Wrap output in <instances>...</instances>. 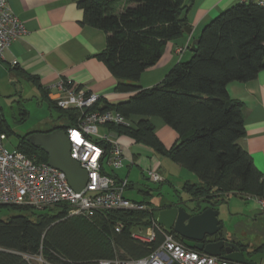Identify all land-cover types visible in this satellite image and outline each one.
Here are the masks:
<instances>
[{
	"label": "trees",
	"instance_id": "16d2710c",
	"mask_svg": "<svg viewBox=\"0 0 264 264\" xmlns=\"http://www.w3.org/2000/svg\"><path fill=\"white\" fill-rule=\"evenodd\" d=\"M79 5L83 23L106 33V47L96 57L118 79L116 91L133 93L115 105L100 97L94 108L140 117L135 126L110 128L195 173L198 181L186 180L183 185L193 201L224 203L231 192L264 197L262 174L238 142L245 134L242 103L228 91L231 82L253 80L264 69V6L244 0L220 12L202 28L196 53L175 64L158 84L144 88L140 80L145 70L158 63L165 44L188 24L185 0H79ZM25 76L37 85L50 110L65 118L47 131L76 125L77 109L60 108L37 77ZM27 112L21 110L23 117ZM150 116H159L179 134L170 149L162 145ZM3 121L0 128L8 135ZM31 133L21 137L17 148L36 162H48V154L27 138ZM2 206L19 212L7 220L0 218V264H99L104 259L142 257L157 245L131 234L135 227L152 224L154 208L105 210L89 219L69 215L65 205L59 211L57 206L42 210ZM118 222L124 225L121 232L115 230Z\"/></svg>",
	"mask_w": 264,
	"mask_h": 264
},
{
	"label": "crops",
	"instance_id": "0c3cea01",
	"mask_svg": "<svg viewBox=\"0 0 264 264\" xmlns=\"http://www.w3.org/2000/svg\"><path fill=\"white\" fill-rule=\"evenodd\" d=\"M8 1L14 13L24 22L27 32L14 41L6 51L5 58L0 59V62H3L0 63V76L2 72L6 73L7 67L19 69L21 73L18 70L17 72L22 76L29 74L37 77L49 94L56 91L51 86L59 78H68L88 91L97 93L110 104L126 101L133 95L116 91L118 79L109 72L106 64L96 57V54L106 47V33L96 26L83 23L84 11L79 5V0ZM242 1L244 2V0H185L186 19L191 32L184 31L165 44L161 59L156 65L145 70L140 84L144 88L152 87L162 81L175 64L190 59L193 55L191 43L199 37L202 28L220 12ZM179 47L185 48L183 53L178 52ZM228 91L233 100L242 103L245 134L238 142L252 156L264 183V69L253 80L231 82ZM148 120L167 149L178 142L179 134L162 118L150 116ZM38 131L40 130L31 132ZM114 133L126 152L125 166L114 171L118 178L129 180L126 197L147 202L145 195H150L154 191L144 182L149 169L159 171L165 178L160 184L169 182L172 189L173 187L176 189V186L171 184L176 177L183 185L186 180L194 181L193 176L196 178L195 173L174 162L170 157L157 153L150 146L136 143L130 136L119 135L116 131ZM139 194L143 197L140 198ZM263 211L264 208L261 213H264ZM235 240L243 244L249 252L245 254L248 259L256 261V264H264V243L253 245L251 242ZM258 254L262 256L260 262L256 259Z\"/></svg>",
	"mask_w": 264,
	"mask_h": 264
},
{
	"label": "built area",
	"instance_id": "2783aa9c",
	"mask_svg": "<svg viewBox=\"0 0 264 264\" xmlns=\"http://www.w3.org/2000/svg\"><path fill=\"white\" fill-rule=\"evenodd\" d=\"M252 1L264 6V0ZM26 32L24 22L14 13L10 2L0 0V59L5 58L10 45ZM184 50V47H179L178 52L183 53ZM51 87L56 91L49 97L60 108L80 112L76 125L69 126L65 131L71 142V156L87 170L88 181L83 189L75 190L60 169L48 162H36L17 147L11 151L5 142L8 135L0 128V205H29L40 210L65 205L69 215L89 219L105 210L152 211L153 206L147 202L126 197L129 180L118 178L114 172L125 166L126 152L110 126H131L130 119L119 110L94 108L101 96L71 79L59 78ZM2 120L0 115V123ZM147 171L150 180L164 181L159 171ZM255 198L264 208V197ZM156 220L155 216L151 225L135 227L131 233L141 242L157 243L147 255L104 259L99 264H236L189 248L176 237L174 230ZM123 228L122 222L115 226L117 232Z\"/></svg>",
	"mask_w": 264,
	"mask_h": 264
},
{
	"label": "rangeland",
	"instance_id": "374dc122",
	"mask_svg": "<svg viewBox=\"0 0 264 264\" xmlns=\"http://www.w3.org/2000/svg\"><path fill=\"white\" fill-rule=\"evenodd\" d=\"M189 53H191L190 50ZM4 67L6 66L4 65ZM6 69V73L2 72L0 76V114L4 119V127H6L9 133L5 142L7 147L12 151L18 147L21 137H24L27 133L34 130L43 132L50 130L55 126L62 125L65 122V118L60 115L58 110H50L48 103L41 100L40 91L34 82L22 76L14 68L7 67ZM23 108L29 113L27 117H23L21 114ZM129 119L132 125L135 126V117ZM101 131H103L102 128ZM192 180L197 181L198 177L196 176L195 178L193 176ZM181 181L183 180L181 179ZM144 182L147 186L154 189L150 195L147 194L145 196L147 202L151 206L153 205L152 208H154V215L156 217L161 207H166L172 201L178 199L176 189L184 200H189L190 196L184 192L183 184H181L177 177L171 183L176 186V189L174 187L172 189L169 182L161 185V182L150 180L148 174H145ZM156 189L161 190L158 192L155 191ZM129 191L131 192L132 190L130 189ZM138 196L140 198L143 197L142 194ZM62 209L63 205L57 206L55 211ZM220 210L218 218L223 221L224 234L228 238L251 242L253 245L264 243V213H261L263 208L255 197L230 194L227 200L220 205ZM18 212L17 209L12 207L2 206L0 207V218L7 220ZM25 214L34 218L30 211L25 212ZM256 256V259L260 262L262 256L259 254ZM39 259L33 258L35 262Z\"/></svg>",
	"mask_w": 264,
	"mask_h": 264
},
{
	"label": "water",
	"instance_id": "95a60500",
	"mask_svg": "<svg viewBox=\"0 0 264 264\" xmlns=\"http://www.w3.org/2000/svg\"><path fill=\"white\" fill-rule=\"evenodd\" d=\"M184 31L191 32L187 24ZM199 38L191 43L190 49H198ZM122 101L112 103L113 105ZM36 147L40 146L49 156L48 163L66 174L67 179L75 190L83 189L88 181V172L76 159L71 156V142L65 130L55 128L51 131L33 132L27 137ZM209 199L199 201L184 200L181 195L168 206L159 210L158 223L174 230L184 245L192 249L203 251L211 256H217L236 264H256L245 255L244 250L233 240L215 238L224 230V223L220 218V205ZM264 212V211H263Z\"/></svg>",
	"mask_w": 264,
	"mask_h": 264
},
{
	"label": "flooded vegetation",
	"instance_id": "af4514ba",
	"mask_svg": "<svg viewBox=\"0 0 264 264\" xmlns=\"http://www.w3.org/2000/svg\"><path fill=\"white\" fill-rule=\"evenodd\" d=\"M180 236V235H179ZM182 238V237H181ZM215 238H225V239H227V240H233L235 243H237L239 246H240V248L242 249V250H244V252L247 254V253H249V252H247V250L245 249V247L243 246V244H241L240 242H238V241H236L235 239H232V238H228L225 234L224 235H222L221 234V232L220 233H218L216 236H215ZM249 255V254H248Z\"/></svg>",
	"mask_w": 264,
	"mask_h": 264
}]
</instances>
